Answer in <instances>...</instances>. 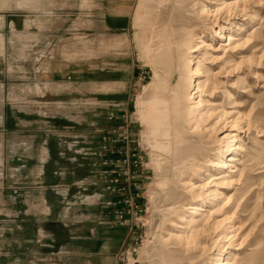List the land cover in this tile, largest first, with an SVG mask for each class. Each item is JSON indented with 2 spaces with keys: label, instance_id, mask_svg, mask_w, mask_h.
Here are the masks:
<instances>
[{
  "label": "rangeland",
  "instance_id": "1",
  "mask_svg": "<svg viewBox=\"0 0 264 264\" xmlns=\"http://www.w3.org/2000/svg\"><path fill=\"white\" fill-rule=\"evenodd\" d=\"M136 2L28 0L24 5V0H0V125L5 117L9 121L22 117L35 119L34 129L30 127L31 123L24 129L26 137L32 135V129L40 135L41 141L44 135H49L46 146L37 143L33 150L29 142L30 146L26 145L24 151H18L16 133L9 134L0 152V180L11 187L21 183L25 188V217L23 223L19 222V228L24 229V243L20 231L18 235H10L9 252L15 253L17 248L20 253L23 248L24 264H213L218 250H222L221 259H227L229 254L237 256V259L229 257L231 264H264V0L255 16L249 10L242 9V13L241 7L223 15L222 18L226 19L222 21H215L213 17L205 20L210 29L218 30L219 24L224 27V38L206 37L215 49L225 43V36L229 33L240 34V39H249L256 29L261 32L262 36L260 34L250 41H255L258 46L243 52L245 59L240 64L245 69L242 77L247 80L248 98H240L238 91L231 92L232 99L238 102L235 105H239V108L232 109L234 105L228 104L230 101L223 94L214 99L201 95L202 101L210 100L220 105L216 112L230 113L226 124H220L212 135L205 155L213 158L225 145L222 142L228 134L237 138L231 140V145L242 144L252 155H255L256 147V150L260 149L255 162L262 164L251 169L249 184L261 196L248 202L245 213L237 214L238 210L231 209L228 215L218 214L216 221L225 216L230 220L206 234L201 246L188 254L178 252L169 244L171 240L167 234L177 232L174 225L179 223L181 213H171L177 205L168 207L160 192L165 180L149 166L152 153L143 141L144 128L137 115V99L142 96L144 86L151 82L152 73L132 43L134 29L131 19ZM212 2L215 1L211 0L207 5L213 12L215 6L211 5ZM6 10L8 16L4 14ZM183 12L178 10L169 14L161 10L158 13L159 21H170L168 34L175 42L177 54L184 47L182 28L186 21ZM3 15L7 16L5 27ZM234 25L244 26L243 32H236ZM68 38H71L70 48H75L77 54H81L82 48L79 58L89 59L84 66H89L90 102L99 106L96 111L89 112V119L95 126H89L88 152H83L84 155L72 144H62L64 152L56 153L54 148L60 142L52 138V59L62 44L60 39ZM206 52L200 48L199 52L192 54L193 63L197 58L201 59L204 66L213 67L210 74L214 75L223 66V63L215 62L223 53ZM132 58L136 71L131 76L127 66ZM167 58L164 55L162 61H168ZM235 58L239 63L237 56ZM229 65L235 66L233 62ZM162 74L163 91L171 100L176 93V83L168 63L163 65ZM220 77L215 76L220 85L232 87L237 83L236 76L226 79L223 74ZM197 78L204 82V76ZM111 81L120 84L112 85ZM91 83L97 86L91 87ZM168 83L172 85L170 90ZM75 88L79 89L80 85ZM107 91L123 93L106 97ZM71 97L76 98V93ZM257 109L262 111L261 133L253 127L248 130L246 126ZM184 110L183 106L178 114L182 115ZM239 118L242 119L239 127L244 126L242 130H238L237 125L231 126ZM171 120L175 119L172 117ZM96 130L100 133L94 132ZM98 134L102 135L100 139L94 137ZM124 135L127 139L123 141L121 137ZM234 164L239 165L238 162ZM19 165L23 168L17 176L11 169ZM204 165L207 168V163ZM55 168L65 172L64 180H59V184L69 186L66 195L57 191L65 196L63 198L52 192V170ZM204 176L203 172L193 179V183L209 182ZM221 192L238 198L243 195V186L233 185ZM173 195L182 204L193 200L187 190L185 194L174 190ZM169 208L171 211H166ZM8 209L10 214L17 211L11 200ZM8 228L15 232V219L10 218ZM188 232V228L184 229V233ZM34 233L35 237H32ZM159 236H162L161 240ZM146 241L149 245L144 247ZM169 257L175 261L167 262Z\"/></svg>",
  "mask_w": 264,
  "mask_h": 264
},
{
  "label": "bare ground",
  "instance_id": "2",
  "mask_svg": "<svg viewBox=\"0 0 264 264\" xmlns=\"http://www.w3.org/2000/svg\"><path fill=\"white\" fill-rule=\"evenodd\" d=\"M214 1L211 3L215 6L212 12L210 6L207 5L211 0H137L131 19V27L134 29L132 35L134 49L152 73L151 82L144 86L142 96L137 99V115L144 128L143 141L152 153L149 166L165 180L160 192L163 193L168 207L173 208L177 205L171 213L175 211L181 213L178 217L179 223L174 225L177 232L167 235L168 240H171L169 244L175 246L178 252L183 254L197 250L206 234L230 220V217L225 216L223 220L216 221L218 214L228 215L231 209L238 210L237 214L245 213L248 202L254 198L259 199L261 196V193L252 189L249 184L251 169L262 164L255 162L260 155V149L256 150V147L254 149L256 153L252 155L242 144L231 145V140L235 136L228 134L222 142L225 145L213 155V158L205 155L212 135L218 130L220 124H226L230 113L216 112L220 105L210 100L202 101L201 95L204 94L214 99L223 94V97L225 96L224 98L230 101L228 104L234 105L232 109L239 108V105H235L238 102L233 100L231 92L238 91L240 98H248L247 80L242 77L245 69L240 64L245 59L242 56L243 52L258 46L255 41H250L260 36L261 32L256 29L254 36L249 39H240V34L236 36L229 33L225 36V43L219 42V48L215 49L206 41V37L224 38V27L219 24L218 30L210 29L205 20L209 17H213L215 21L226 19L222 18L223 15L226 16L232 9L237 10L241 7L242 13H244L242 9L249 10V13L255 16L256 9H260L262 0ZM27 2L28 0H24V5H27ZM161 10L169 14L178 10L184 11L183 16L186 21L182 28L184 47L179 50L178 54L174 50L175 42L168 34L171 29L170 21L163 22L158 19V13ZM256 18H258L257 15ZM234 26L236 32H243L244 26ZM195 44L200 46H195ZM200 48L205 50V54L210 50L223 53V56L215 61L223 63V66L214 75L210 74L213 67L204 66L201 59L197 58L196 63H193L192 54L199 52ZM164 55H167L168 61H162ZM236 56L239 63H236ZM211 59L214 61L213 57ZM231 62L235 64L234 67H230ZM167 63L173 69L176 83V93L171 100H169V95L167 96L163 91L162 68ZM194 65L196 67L193 68ZM216 74L219 78H222L220 76L224 74L226 79L236 76L237 83L232 87L220 85L215 78ZM200 76H204V82L197 78ZM168 85L170 90L172 85L171 83ZM196 95L199 96L195 97ZM203 103L206 105H202ZM183 106L185 110L182 115H179L178 111ZM261 112L257 109L247 122L248 130L253 127L257 133L262 132ZM173 114L177 115L173 116ZM172 117L175 120H171ZM241 121L242 119L239 118L233 121L231 126L237 125L238 130H242L244 126L239 127L238 125ZM235 162L239 165L234 164ZM205 163H207V168ZM203 172L205 173L203 178L209 182L199 183V185L193 183V179L200 177ZM233 185L243 186V195L232 198L221 192L224 188H232ZM177 189L183 194L187 190V194H190L193 200L182 204V201L173 195V191ZM244 197L245 200H242ZM166 211H171V208ZM244 218L248 220L247 217ZM186 228L189 229L188 233H184ZM161 237L159 236L158 239L161 240ZM148 245L149 241H146L144 247ZM218 253L213 264H231L229 257L233 258V256L237 259L236 255L229 254V257L224 260L221 259L222 250H218ZM168 255L172 256L171 253ZM191 258L194 257L189 259ZM174 261L172 257L167 260L170 263Z\"/></svg>",
  "mask_w": 264,
  "mask_h": 264
},
{
  "label": "crops",
  "instance_id": "3",
  "mask_svg": "<svg viewBox=\"0 0 264 264\" xmlns=\"http://www.w3.org/2000/svg\"><path fill=\"white\" fill-rule=\"evenodd\" d=\"M7 11L8 10L4 12L5 15H7ZM5 15H3V27H5L6 25V17L8 16ZM70 40L71 38L64 40L60 39L62 44L59 45L54 54V58L52 59V138H54L57 143L60 142L58 146L55 145L56 147L54 149L56 153L60 152L62 154L64 152V147L62 146V144H72L73 147L78 149L81 155H84L83 152H88V140L90 136L89 126H95L94 122L90 121L89 119V112L90 110L96 111L97 107L99 106H97L96 102H90L89 66H84V63L88 62L89 59H85L82 57L79 58L78 55L82 54V48L81 51H79L81 54H77V50L75 48H70ZM134 68L135 60L132 58V60H129L127 66V70L131 73V76L136 71ZM110 83H112V85L120 84L119 81H111ZM78 84L80 85V88L76 89L75 86H77ZM126 85L127 84L125 83V87ZM96 86L97 85L95 83H91V87L95 88ZM113 87L114 86H112V88ZM73 93H76L77 96L74 99H72L71 97ZM94 93L95 92H93V94ZM114 93L119 94L123 92L107 91L104 95H106V97L108 95L113 96ZM111 100H113V98ZM113 102L115 101H112L111 103ZM71 113H73L75 117H73ZM25 119V117L13 118V120L9 121L7 117L4 118L0 125V152H2L3 145L5 144L8 135H14L15 133L17 136L16 149H18V151H24L25 146L30 143L32 144L31 146L33 150L35 149L37 143L46 146L49 135H44V139L41 141L40 135L38 136L33 130L35 128V125L37 124V121H35V119ZM28 125H30V127L33 129L31 132L32 135L26 137L27 131L24 129ZM72 129H74L75 131L71 132ZM94 132L100 133V130H96ZM94 137L100 139L102 135L98 134ZM39 148L38 160H40L41 158V151ZM17 161H20L21 163V160L18 159ZM22 168L23 166L19 165L17 168L11 170L15 175L18 176L19 173L22 172ZM39 168L38 171L40 172ZM39 176H41V174H39ZM64 176L65 172H63L62 170L57 168L52 170V180H54L52 183V192L55 193L56 196L59 195L57 191H61L64 195H66L65 193L69 188V186L66 184H59V180L63 181ZM68 178L69 176L67 173L66 179ZM23 186L24 184L16 183V185H13L11 187L3 180H0V264H24L23 248L20 253L16 248V252L10 254L8 243V238L10 237V235H14V233L18 235L19 231L21 234L22 242L24 243V229L19 228V222L23 223L25 217L26 200L24 199L23 192L25 188ZM59 197L63 198L65 196L60 194ZM10 200L12 201V203L16 204L17 211L15 214L9 213L10 211L8 207ZM66 215L67 214H64V216ZM10 218L15 219V232H10L8 228ZM38 233L39 232L37 231L36 234L38 235ZM32 237H35V233Z\"/></svg>",
  "mask_w": 264,
  "mask_h": 264
},
{
  "label": "built area",
  "instance_id": "4",
  "mask_svg": "<svg viewBox=\"0 0 264 264\" xmlns=\"http://www.w3.org/2000/svg\"><path fill=\"white\" fill-rule=\"evenodd\" d=\"M121 139L124 141V140L127 139V136L124 135V136L121 137ZM104 141H105V138H104ZM111 153L113 154V152H111ZM119 218H121V216Z\"/></svg>",
  "mask_w": 264,
  "mask_h": 264
}]
</instances>
